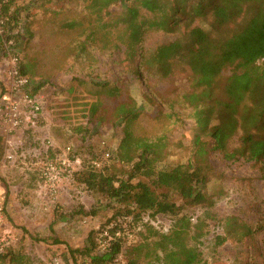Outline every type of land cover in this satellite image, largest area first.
<instances>
[{
  "label": "rangeland",
  "instance_id": "1",
  "mask_svg": "<svg viewBox=\"0 0 264 264\" xmlns=\"http://www.w3.org/2000/svg\"><path fill=\"white\" fill-rule=\"evenodd\" d=\"M122 4L109 8L104 19L108 21L116 16ZM13 12L17 14V28L10 25L12 28L7 34L16 41L14 53L19 58V69L22 68L33 86L42 84L37 96L43 116L35 128L23 127L13 135V148H5L0 123L4 149L0 159V194L4 209L0 237L8 243L2 254L12 251L21 255L24 264H85V256L72 255L68 249L82 250L92 230L97 231L116 217L123 228L130 226L125 234H131L132 238L124 234L129 244L140 238L142 223L151 220L148 215H143L141 221L134 220L126 215L124 206L86 190L77 182L74 173L88 166L117 177H122L127 169L115 160L122 139L121 127L114 119L99 123L95 118H81L79 103L94 101L111 110L131 97L139 115L134 125L136 136L153 139L164 135L166 138L156 169L169 171L189 163L194 165L197 135L191 111L178 102L172 108L168 104L189 85L188 72L176 65L173 76L166 80L133 74L131 66L122 61L123 47L101 49L86 43L82 31L88 18L81 4L66 0H12L10 13ZM71 24L75 25L69 27ZM176 37L150 32L144 38V50L152 53L158 45ZM9 68L10 59L0 54V96L8 83ZM231 72L232 67L224 70L223 77L227 78ZM116 80L122 87L116 99L102 95L90 97L91 82ZM172 111L176 117L169 115ZM202 141L209 144L206 158L210 166L204 193L213 198L214 206L208 211L211 219H206L207 232L198 248L207 264H236L239 247L231 241H223L222 221L233 215L250 225L264 220V184L250 163L225 160L219 151L212 150L208 136L202 137ZM235 145L236 140L232 143ZM7 151L12 155L11 161L4 160ZM47 157L61 173L60 181L53 187L40 176ZM64 160L66 164L62 165ZM93 162L98 166H93ZM139 180L145 181L143 177ZM160 191L168 192L172 202L182 205L174 191L166 188ZM184 209L192 218L206 217L205 209ZM79 210L94 214L85 216ZM151 223L166 232L171 219L157 215ZM106 245L104 236H98V248L94 252H100ZM115 264H125L123 257Z\"/></svg>",
  "mask_w": 264,
  "mask_h": 264
},
{
  "label": "trees",
  "instance_id": "2",
  "mask_svg": "<svg viewBox=\"0 0 264 264\" xmlns=\"http://www.w3.org/2000/svg\"><path fill=\"white\" fill-rule=\"evenodd\" d=\"M66 1L81 4L86 11L88 21L82 31L86 43L101 49L123 47L122 61L138 77L166 80L173 76L176 65L186 68L189 85L168 104L172 108L178 102L191 111L197 135L194 165L159 171L156 164L166 138L136 136L134 125L139 115L131 97L111 110L94 101H81V118H95L99 123L114 119L121 127L115 160L127 169L117 177L88 166L74 173L77 182L124 206L126 215L134 220L148 215L152 221L163 215L171 219V225L162 232L151 221H144L140 238L127 244L124 234L130 226L123 228L113 217L97 231L89 232L82 250L68 249L69 253L85 256V264H115L121 256L125 264H207L198 246L207 232L206 219H211L208 211L214 200L204 193L210 166L206 158L209 144L202 137L208 136L212 150L219 151L225 160L250 163L264 184V0ZM11 2L0 0L4 24L0 44L10 39L16 43L7 34L12 26L17 28V14L10 13ZM121 3V11L106 21V11ZM150 32L177 37L147 54L143 41ZM231 67V74L224 78L223 71ZM20 74L25 76L21 67ZM90 86L91 98L102 95L116 99L122 90L119 80L91 82ZM41 88L42 84L37 83L30 93L35 95ZM169 115L177 116L174 111ZM234 140L236 145L232 146ZM3 152L0 138V159ZM142 177L145 181L139 180ZM162 188L174 191L182 205L172 202L168 192L160 191ZM185 207L205 209L206 217L192 218L184 213ZM79 212L85 216L94 214ZM262 220L250 225L234 215L223 219V241L239 247L236 264H264ZM102 235L107 245L94 252L97 238ZM5 262L25 263L24 257L12 251L0 255V264Z\"/></svg>",
  "mask_w": 264,
  "mask_h": 264
},
{
  "label": "built area",
  "instance_id": "3",
  "mask_svg": "<svg viewBox=\"0 0 264 264\" xmlns=\"http://www.w3.org/2000/svg\"><path fill=\"white\" fill-rule=\"evenodd\" d=\"M3 28V20L0 18V37H2ZM0 54L10 59V68L7 70V76L9 77L8 83L5 86V92L0 96V123L5 135V148H13L11 142L13 135L23 127L29 129L35 128L42 118V104L37 94L33 95L30 93L33 86L31 81L20 74L18 67L19 58L14 53V44L11 39L3 41L0 44ZM66 151L68 152L69 148ZM8 152L5 154L4 160L11 161L12 155ZM61 164L65 165L66 160L62 161ZM93 166H98V164L93 162ZM40 176L47 184L53 187L60 181L61 173L56 167L55 162L47 157L40 169ZM2 201V194H0V230L4 221ZM125 236L132 238V235L128 233ZM7 244L4 238L0 237V255Z\"/></svg>",
  "mask_w": 264,
  "mask_h": 264
}]
</instances>
